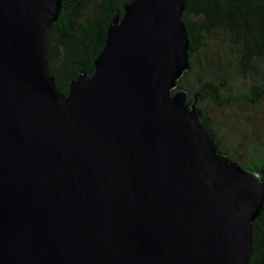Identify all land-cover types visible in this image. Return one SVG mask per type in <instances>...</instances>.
Listing matches in <instances>:
<instances>
[{
    "label": "water",
    "instance_id": "obj_1",
    "mask_svg": "<svg viewBox=\"0 0 264 264\" xmlns=\"http://www.w3.org/2000/svg\"><path fill=\"white\" fill-rule=\"evenodd\" d=\"M188 0H132L62 93V0H0V264H250L264 182L188 91Z\"/></svg>",
    "mask_w": 264,
    "mask_h": 264
},
{
    "label": "trees",
    "instance_id": "obj_2",
    "mask_svg": "<svg viewBox=\"0 0 264 264\" xmlns=\"http://www.w3.org/2000/svg\"><path fill=\"white\" fill-rule=\"evenodd\" d=\"M132 0H94L97 11L83 16L86 2L71 8L70 0H62V12L48 36L49 69L56 78L62 93L69 92L72 79L81 72L93 74L95 60L103 50L107 31L117 13L122 15L124 7ZM101 7V8H100ZM190 38L189 58L191 68L179 79V89L188 91V105L194 102L202 110L201 122L219 143V149L242 166L260 175L264 182V146L253 144L249 158L242 162L214 128V119L202 107L211 103L216 108H226L238 103L258 105L264 98V0H188L182 17ZM58 42L66 49L62 63L57 64ZM215 33L222 35V42L238 52L239 75L253 80L245 92L225 95V83L213 78L198 77L188 85L182 80L196 67V57L203 48L207 37ZM259 64V70L255 66ZM250 264H264V207L253 221V252Z\"/></svg>",
    "mask_w": 264,
    "mask_h": 264
},
{
    "label": "rangeland",
    "instance_id": "obj_3",
    "mask_svg": "<svg viewBox=\"0 0 264 264\" xmlns=\"http://www.w3.org/2000/svg\"><path fill=\"white\" fill-rule=\"evenodd\" d=\"M96 12L94 0H89L83 16ZM58 48L56 63H62L66 49L58 42V33L53 34ZM222 35L215 33L207 37L203 48L196 57V69L186 76L182 82L191 85L198 77L213 78L225 83V95L245 92L253 80L241 78L239 75L238 52L229 47L228 41L222 42ZM260 65L255 66L259 70ZM205 111L212 115L214 128L224 139L242 162H245L253 151V144L264 146V98L258 105L251 106L238 103L226 108H216L211 103H203Z\"/></svg>",
    "mask_w": 264,
    "mask_h": 264
},
{
    "label": "flooded vegetation",
    "instance_id": "obj_4",
    "mask_svg": "<svg viewBox=\"0 0 264 264\" xmlns=\"http://www.w3.org/2000/svg\"><path fill=\"white\" fill-rule=\"evenodd\" d=\"M88 1L89 0H70V5H71V8H74V7H76L77 5H79V3L80 2H86V4H88ZM98 5H96V11L98 12V13H100L99 12V10H98V8H99V3H97ZM101 8V7H100Z\"/></svg>",
    "mask_w": 264,
    "mask_h": 264
}]
</instances>
